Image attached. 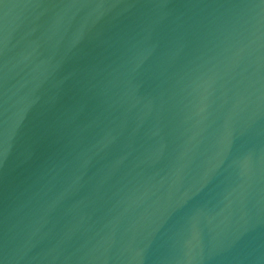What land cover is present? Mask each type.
<instances>
[{"label":"water","instance_id":"obj_1","mask_svg":"<svg viewBox=\"0 0 264 264\" xmlns=\"http://www.w3.org/2000/svg\"><path fill=\"white\" fill-rule=\"evenodd\" d=\"M0 264H264V0H0Z\"/></svg>","mask_w":264,"mask_h":264}]
</instances>
